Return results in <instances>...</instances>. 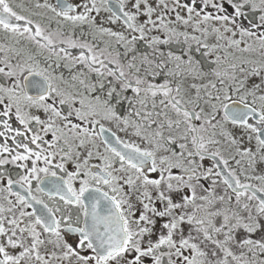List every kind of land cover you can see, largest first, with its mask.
<instances>
[{"label":"snow or ice","instance_id":"1","mask_svg":"<svg viewBox=\"0 0 264 264\" xmlns=\"http://www.w3.org/2000/svg\"><path fill=\"white\" fill-rule=\"evenodd\" d=\"M0 264H264V0H0Z\"/></svg>","mask_w":264,"mask_h":264}]
</instances>
